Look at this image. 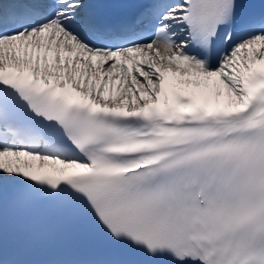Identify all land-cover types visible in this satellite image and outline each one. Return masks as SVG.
<instances>
[{
  "label": "snow or ice",
  "instance_id": "6c2138e0",
  "mask_svg": "<svg viewBox=\"0 0 264 264\" xmlns=\"http://www.w3.org/2000/svg\"><path fill=\"white\" fill-rule=\"evenodd\" d=\"M5 203L70 242L0 264H264V0H0Z\"/></svg>",
  "mask_w": 264,
  "mask_h": 264
}]
</instances>
